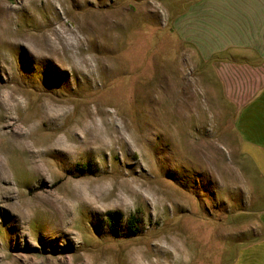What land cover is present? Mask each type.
<instances>
[{"label": "rangeland", "instance_id": "374dc122", "mask_svg": "<svg viewBox=\"0 0 264 264\" xmlns=\"http://www.w3.org/2000/svg\"><path fill=\"white\" fill-rule=\"evenodd\" d=\"M186 2L0 0V264H251L264 186Z\"/></svg>", "mask_w": 264, "mask_h": 264}, {"label": "crops", "instance_id": "0c3cea01", "mask_svg": "<svg viewBox=\"0 0 264 264\" xmlns=\"http://www.w3.org/2000/svg\"><path fill=\"white\" fill-rule=\"evenodd\" d=\"M186 3L173 19L174 30L187 42L203 44V57L212 74L220 76L228 105L237 108V153L250 162L264 186V0ZM257 240L240 250L239 260L260 263L264 236Z\"/></svg>", "mask_w": 264, "mask_h": 264}, {"label": "trees", "instance_id": "16d2710c", "mask_svg": "<svg viewBox=\"0 0 264 264\" xmlns=\"http://www.w3.org/2000/svg\"><path fill=\"white\" fill-rule=\"evenodd\" d=\"M111 218L113 220L114 216H112ZM137 222H138V218L136 216H132L131 218H129L127 220V223H128V234L129 235H136L138 233L139 229H138V226H137ZM112 226H114V222H113Z\"/></svg>", "mask_w": 264, "mask_h": 264}]
</instances>
